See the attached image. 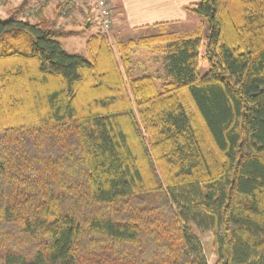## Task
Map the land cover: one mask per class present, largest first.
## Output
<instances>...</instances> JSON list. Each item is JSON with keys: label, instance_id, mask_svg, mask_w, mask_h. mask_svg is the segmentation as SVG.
<instances>
[{"label": "trees", "instance_id": "obj_1", "mask_svg": "<svg viewBox=\"0 0 264 264\" xmlns=\"http://www.w3.org/2000/svg\"><path fill=\"white\" fill-rule=\"evenodd\" d=\"M31 2L0 17V264H208L203 235L214 264H264V0L85 55L58 41L65 3L29 22ZM138 46L166 83L130 77Z\"/></svg>", "mask_w": 264, "mask_h": 264}, {"label": "rangeland", "instance_id": "obj_2", "mask_svg": "<svg viewBox=\"0 0 264 264\" xmlns=\"http://www.w3.org/2000/svg\"><path fill=\"white\" fill-rule=\"evenodd\" d=\"M5 3L2 4V0H0V17H7L8 11L10 9L16 8L19 6L24 0H4ZM48 1H52L53 4L51 6V11L48 9V12L45 14L49 19L53 18V13L55 12L56 4L59 0H32L29 6H27L25 19L29 22H35L38 17V13L44 8V6L48 3ZM93 1V0H92ZM87 2L79 4L77 6L67 8L62 10V15L56 20V27L59 28L60 31L65 34L61 36L58 41L61 43L63 49L69 54H80L85 55V41L95 34H104L115 51L117 43H123L128 40L137 41L138 39L154 36L163 33H180V34H190L195 33L197 31L200 32L202 36L206 35L207 26L204 21L192 17L189 13H185L187 18L190 16V19H182L185 17V14H177L173 13L172 20L174 21H182L181 23H164V28L160 29V27H141L135 31H131L128 33H124L118 30H115V26L113 25L111 29L104 33L102 29L98 26H92L88 23V16H80L77 10H81V7L84 6ZM44 15V16H45ZM93 16V15H92ZM92 19V18H91ZM93 24V23H92ZM89 25V26H88ZM156 52L154 49L144 48V47H132L129 54V65L128 70L130 73V77L132 79L140 78L145 75H151L155 77L158 81L159 85H162L167 82L166 74H165V62H164V54L161 52ZM203 69H201V74L203 73ZM201 244L203 246V251L205 258L208 264H214L216 258L212 252L211 246V237L208 235H203L200 237Z\"/></svg>", "mask_w": 264, "mask_h": 264}, {"label": "crops", "instance_id": "obj_3", "mask_svg": "<svg viewBox=\"0 0 264 264\" xmlns=\"http://www.w3.org/2000/svg\"><path fill=\"white\" fill-rule=\"evenodd\" d=\"M200 0H108L112 9V19L115 30L124 33L135 31L141 27H149L164 23H181L190 19L186 16L185 9L192 4H196ZM87 3L77 10L80 16H88V23L92 26H98L97 14L93 7V1L87 0ZM53 2L48 1L44 6L41 17H46L48 9L51 11ZM57 5V4H56ZM173 13L185 14L182 21H174ZM45 15V16H44ZM93 15V16H92ZM92 18V19H91ZM93 23V24H92ZM89 26V25H88Z\"/></svg>", "mask_w": 264, "mask_h": 264}, {"label": "built area", "instance_id": "obj_4", "mask_svg": "<svg viewBox=\"0 0 264 264\" xmlns=\"http://www.w3.org/2000/svg\"><path fill=\"white\" fill-rule=\"evenodd\" d=\"M43 1V0H41ZM67 8L77 6L87 0H61ZM93 7L97 14L99 27L104 33L108 32L113 26L112 9L108 0H93Z\"/></svg>", "mask_w": 264, "mask_h": 264}]
</instances>
